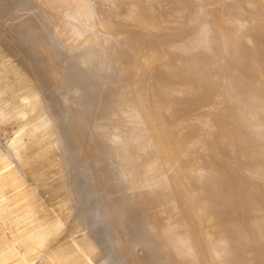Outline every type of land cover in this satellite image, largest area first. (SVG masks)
<instances>
[{"label": "bare ground", "instance_id": "1", "mask_svg": "<svg viewBox=\"0 0 264 264\" xmlns=\"http://www.w3.org/2000/svg\"><path fill=\"white\" fill-rule=\"evenodd\" d=\"M37 1L45 5L44 0ZM152 4L155 21L146 22L140 35H164L168 33L167 24L175 33L188 34L183 39L162 40L144 55L111 52L114 66H109L115 67L113 75L119 78L120 86L108 84L106 94L111 95L106 97L110 100H100L102 105L96 111L113 114H105L89 145L91 160L109 158L111 151L116 152V158L132 155L122 164L102 166L95 179L103 188L117 173L119 180L134 186L128 194L136 198L124 202L140 220L137 228L143 230L141 241L152 256L145 260L127 251L130 255L126 258V241L114 257L122 255L129 264H264V111L263 121L256 120V93L246 80L250 78L264 87V0H152ZM208 4L213 7L207 8ZM44 23L56 30L57 36L66 33L69 49L89 46L90 52H97L99 61L94 69L104 68L105 57L89 39L92 34L79 33L80 29L67 27L57 18H44ZM132 26H127L129 34L137 31ZM35 42L49 62L56 59L46 37ZM169 61L201 68L205 73L168 76L171 69L174 71ZM64 64L73 70V63ZM52 78L61 87L67 85L56 73L52 72ZM98 92L84 93L85 102L98 98ZM106 126L111 127L110 135L104 133ZM87 128L85 122L81 129H74L80 143ZM19 179L15 171L1 177L0 184L11 187ZM239 182L244 212L228 195L231 184ZM108 186L107 192L111 184ZM140 197L172 218L175 230L169 228L166 217L157 220L147 215V209L138 207ZM110 207L107 204L100 210V220L105 216L122 229L125 217L117 215L121 212H115L116 207ZM108 210L109 216L105 214ZM129 216L127 223L128 219L136 220ZM257 220L261 225L256 229ZM39 244L44 245L43 237Z\"/></svg>", "mask_w": 264, "mask_h": 264}, {"label": "rangeland", "instance_id": "2", "mask_svg": "<svg viewBox=\"0 0 264 264\" xmlns=\"http://www.w3.org/2000/svg\"><path fill=\"white\" fill-rule=\"evenodd\" d=\"M44 1L45 5L37 0H0V178L15 171L20 174V179L13 186L0 184V264H106L107 261L129 264L127 251L134 254L131 257L136 254V257L143 256L142 259L149 260L151 253H147L141 241L143 230L137 228L140 220L134 217L128 202H124L136 198L128 194L130 188L135 190L134 186L119 180L116 173L109 181L112 187V193L110 188L108 191L110 194L106 189L110 184L103 187L104 191L95 179L102 166L122 164L130 161L132 155L116 158V152L112 154L111 151L109 158L91 160L89 145L97 125L104 122L105 114H113L109 111L110 114L100 112V115L96 111L111 95L106 94L108 84L120 86L119 78L113 75L115 67H110L114 66L111 52L125 50L144 55L155 50L162 40L171 37L183 39L188 32L175 33L167 24L168 33L164 35H140L142 27L155 21L152 19V0ZM211 7L212 4L207 5V8ZM254 13L259 15V12ZM44 18H57L67 27L73 25L80 29L79 33L86 31L90 36L92 34L89 39L105 57L100 73L94 69V63H99L97 52H90L89 46L69 49L66 33L60 32L57 36L56 30L45 25ZM130 24L137 30L133 34L126 30ZM43 36L55 54L56 59L51 62L39 52L35 42ZM58 37H61V43L57 42ZM66 61L73 63V70L65 66ZM177 63L168 62L170 68H174L168 76L205 73L201 68H186ZM51 71L67 85L59 86ZM246 80L256 93L255 119L262 122L264 87L250 78L246 77ZM91 90L99 91L98 98L86 103L84 93ZM85 122L88 128L85 140L80 143L73 133ZM110 132V126L104 127L106 135ZM231 185L228 195L238 201L239 211L244 212L245 205L240 197L242 184ZM111 199L119 202L115 204ZM137 203L138 207L148 210L149 217L157 220L166 217L169 228L175 230L172 218L153 209L144 197L138 198ZM107 204L116 207L115 212H121L117 215L124 216L125 221L129 215L132 216L130 219H136L122 222L124 227L132 230V234L124 227L122 229L126 232L114 226L112 220L105 216L100 220V210H104ZM126 205H129L131 214H128ZM105 214L108 215L109 210ZM136 221H139L138 225ZM260 225L257 220L256 229ZM40 237H43L44 245L39 244ZM126 241L129 246L125 247L127 257L115 258Z\"/></svg>", "mask_w": 264, "mask_h": 264}]
</instances>
